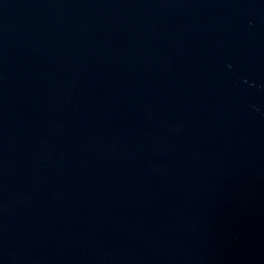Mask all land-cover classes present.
<instances>
[{
	"label": "water",
	"instance_id": "95a60500",
	"mask_svg": "<svg viewBox=\"0 0 264 264\" xmlns=\"http://www.w3.org/2000/svg\"><path fill=\"white\" fill-rule=\"evenodd\" d=\"M0 264H264V0H0Z\"/></svg>",
	"mask_w": 264,
	"mask_h": 264
}]
</instances>
